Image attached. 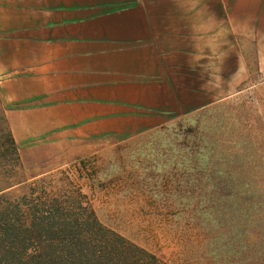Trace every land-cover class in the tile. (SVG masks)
<instances>
[{
  "label": "rangeland",
  "instance_id": "1",
  "mask_svg": "<svg viewBox=\"0 0 264 264\" xmlns=\"http://www.w3.org/2000/svg\"><path fill=\"white\" fill-rule=\"evenodd\" d=\"M246 51L247 76L132 137L19 149L0 101V264H264V66Z\"/></svg>",
  "mask_w": 264,
  "mask_h": 264
},
{
  "label": "crops",
  "instance_id": "2",
  "mask_svg": "<svg viewBox=\"0 0 264 264\" xmlns=\"http://www.w3.org/2000/svg\"><path fill=\"white\" fill-rule=\"evenodd\" d=\"M248 49L264 66V0H0L5 123L19 149L136 136L247 76Z\"/></svg>",
  "mask_w": 264,
  "mask_h": 264
},
{
  "label": "trees",
  "instance_id": "3",
  "mask_svg": "<svg viewBox=\"0 0 264 264\" xmlns=\"http://www.w3.org/2000/svg\"><path fill=\"white\" fill-rule=\"evenodd\" d=\"M13 144H14V142H13ZM15 145V144H14ZM94 225L96 226V227H100L99 226V224H97V221H95L94 220ZM137 249V248H136ZM140 253H143V254H145V252H143L142 250H140V249H137ZM151 259H152V261H153V264H160L157 260H156V258L155 257H151Z\"/></svg>",
  "mask_w": 264,
  "mask_h": 264
}]
</instances>
